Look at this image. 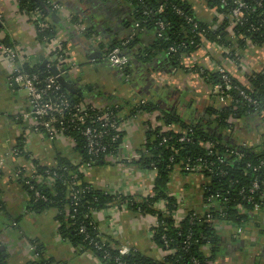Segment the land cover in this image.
Returning <instances> with one entry per match:
<instances>
[{"label": "crops", "instance_id": "1", "mask_svg": "<svg viewBox=\"0 0 264 264\" xmlns=\"http://www.w3.org/2000/svg\"><path fill=\"white\" fill-rule=\"evenodd\" d=\"M190 2L201 17L212 19L214 13L206 4L200 0ZM53 3L62 9L47 22L55 27L56 41L65 48L66 60L62 68L75 81L82 79L79 85L84 86L83 96L74 95L75 98L85 104L121 105L119 119L124 133L121 157L110 156L105 162L90 167L82 163L84 182L113 195H151L155 171L139 168L133 165V160L140 157L148 130L162 124L159 114L133 116L132 108L145 101H163L169 108L176 98L180 111L175 114L192 123L210 107H221V103L200 76L174 67L162 56L166 54H153L161 56L149 60L137 58V55H147L141 52L151 48L153 35L140 28L135 9L127 0H53ZM39 16L37 11L23 14L18 0H0V43H9L27 64L41 66L45 60L54 66L51 54L37 35L35 22ZM72 17L77 18L76 23L72 22ZM129 41H132L129 52L134 55L130 57L131 76L122 78L118 70L109 65L106 56L114 45H126ZM241 55L242 68L225 60L223 52L215 46L205 43L197 54L183 59V64L207 68L221 65L246 82L248 75L264 70V46H249ZM11 70V65L0 55V246L5 247L6 263L35 264L37 258L30 245L37 241L44 257L55 263L103 264L94 253L75 247L60 235L56 211L34 212L30 207L29 193L17 178L21 169L26 178H38L36 166L55 168L64 160L80 165L82 157L72 138L58 135L49 139L33 130L36 121L32 117L24 118L30 109L28 95L12 81ZM182 104L191 107L190 114L184 113ZM181 111L183 113L179 114ZM263 137L264 116L263 119H245L236 128L233 140L256 146ZM20 143L24 155L16 153ZM171 179V195L180 204L177 218L182 220L190 212H203L205 177L200 174L183 176L176 171ZM93 220L102 238L113 247L126 246L158 260L166 256L165 250L153 240V229L158 223L154 216L133 212L124 204L94 212ZM216 225L222 244L212 264H264V211L256 213L253 223L243 227L242 233L231 223ZM205 252L210 256L208 248Z\"/></svg>", "mask_w": 264, "mask_h": 264}, {"label": "trees", "instance_id": "2", "mask_svg": "<svg viewBox=\"0 0 264 264\" xmlns=\"http://www.w3.org/2000/svg\"><path fill=\"white\" fill-rule=\"evenodd\" d=\"M127 1L135 9L140 28L153 35L151 48L141 52L147 55H137L138 59L149 60L161 56L153 54L164 53L166 55L162 56L167 57L174 67L186 74L200 76L209 88L217 84L224 85L223 76L227 75L230 81L226 85L230 89L226 87L225 94L229 102L220 108L210 107L206 113L209 119L197 118L192 120V123H187L184 118L164 109L156 102H138L132 108L133 116L159 114L158 120L162 124L148 130L146 145L140 157L133 160V165L155 171L156 178L151 195L145 197L113 195L84 182L80 167L82 163L96 165L105 162L110 156L121 157L124 133H119V137L111 141L115 135L111 131L108 137L109 150L99 158H92L87 154L83 136L71 130L63 131V135L72 138L76 144V151L82 157L80 165L64 160L55 168L36 166L38 178H26L21 169L19 182L29 193L30 207L34 212L47 209L56 211L60 235L75 247L94 253L103 264H118V258L124 264H212L220 253L222 244V237L216 224L227 222L237 228L245 227L253 223L256 213L260 212L255 210L254 204L244 201L240 193L244 190L245 194L249 195L255 180L262 184L261 191L264 192V165H261L264 161V139L259 145L244 146L245 144L234 143L233 136L236 128L242 125L245 119H263L264 70L248 75L245 82L226 67L225 72L220 73L205 65L186 66L183 59L197 54L205 43L223 47L225 60H236L240 57L241 51L249 46L263 47L264 0H246L244 18L233 28L232 33L228 31L229 21L227 19L220 21V17L231 12L235 0H224L225 4L222 0H207L206 6L217 13H214L212 19L201 17L190 0ZM40 2L18 0V7L25 15L40 12L35 22L38 38L41 42L45 40L52 42L57 39V32L53 25H49L47 19L50 20L57 11L54 10L53 0ZM72 22L76 23L77 18L72 17ZM5 47L12 48L7 42L0 43V49ZM120 47L124 51L123 47ZM25 68L30 73L38 74L42 79L53 75L51 67L48 66L27 64ZM63 91L67 92L74 102H81L64 87ZM241 92L247 94L257 105H249ZM115 104L118 103L111 105ZM120 112L121 105L115 112L116 116H119ZM117 120L120 123V119ZM170 125L178 128L177 131L167 130L166 127ZM190 130L192 132H189ZM185 133L190 140L181 142L180 138ZM22 146L20 143L17 147L18 155H24ZM177 168L180 169L178 173L183 176L200 174L207 180L203 198L208 208L201 213L190 212L182 220L176 216L180 204L170 192L171 178ZM198 168L201 169L200 172L197 171ZM24 181H30L34 190H30ZM75 192H78L77 200L73 197ZM36 193H39L40 197H37ZM212 196L215 199L211 200ZM255 199L256 203H259V194L255 195ZM124 204L133 212L157 218L153 240L165 250L166 256L163 259L145 256L134 249L121 256L119 247L111 246L101 238L102 236L98 237L101 234L93 220V213ZM209 214L210 219L207 217ZM31 245L36 248L35 264H58L44 257L42 246L37 241H32ZM206 248L209 249L210 256L205 252ZM6 261L4 251L0 250V264H7Z\"/></svg>", "mask_w": 264, "mask_h": 264}, {"label": "built area", "instance_id": "3", "mask_svg": "<svg viewBox=\"0 0 264 264\" xmlns=\"http://www.w3.org/2000/svg\"><path fill=\"white\" fill-rule=\"evenodd\" d=\"M200 1L204 4L207 2V0ZM222 2L225 4L224 0H222ZM53 7L57 12L62 9V7L56 3L53 4ZM246 9V0H235L234 8L229 14L221 16L220 21L227 19L229 21L228 31L232 33L233 28L243 20ZM215 11L216 10H213V13L217 14ZM36 19L38 20V18ZM160 26L163 27V24L160 23ZM43 43L48 53L51 54L53 65H56L59 69L62 68L63 63L66 60L63 45L57 43L56 40L52 42L45 40ZM120 46H114L108 51L106 56L107 62L112 68L123 73L125 77H128L127 72L129 70L131 58ZM213 46H215L218 51H225L223 47L215 44ZM171 51L175 50L171 49ZM229 51L231 52L232 50ZM226 52H228V50ZM0 55L11 65L12 81L24 89L28 95L30 109L29 112L24 115V118L32 117L36 121V124L33 127L35 132L44 134L49 139H54L58 135H63V131L71 130L83 136L85 139V149L90 157L99 158L108 152V137L110 131L115 133V135L112 136L111 141H115L119 137V133H122L120 123L117 120L119 119V116H116L115 114L120 108L119 104L98 106L95 104L74 102L71 100L70 95L63 91L62 85L54 75L42 79L38 74L28 72L25 68L27 65L25 58H23L16 49L8 47L1 48ZM229 61L234 66H240L241 68L244 66L243 57L241 55L236 60L229 59ZM47 66L52 67V64H48ZM210 69H215L220 73L225 72L224 67L221 65ZM223 81L224 85L217 84L211 88V93L217 97L221 103V107L229 102V98L225 94V88L227 87V89H230L229 86L226 85L230 79L227 75H224ZM241 95L244 97V100L250 103L249 105H257V103L244 92H241ZM166 128L167 130L175 129V131L178 129L172 125L169 127L167 126ZM189 132H192V130ZM186 140H190L187 139V133L180 138L181 142H185ZM244 146L247 145L245 144ZM207 147L209 148L210 145H207ZM16 153L18 154L17 151ZM91 165V163H88L87 166L90 167ZM261 165H264V161H262ZM179 170L180 169L178 168L176 169V171ZM200 170V168L197 169L198 172H200ZM210 171L212 172L211 169ZM20 173L21 171L17 174L18 179H20ZM24 183L30 188V190H34V186L31 185L30 181H24ZM261 187L262 184L258 180H255L252 184L249 195H246L244 190L240 193L244 201L254 204L256 211H264V192L261 191ZM77 194L78 192L73 194L75 200L78 199ZM256 194H259V203H256ZM36 195L37 197H40L39 193H36ZM213 199H215V197L212 196L211 200ZM206 208H208V206L205 203L204 210ZM207 217L210 219L211 215L209 214ZM238 232L242 233L243 227L239 228ZM98 237H101V235ZM99 248H101V246H99ZM30 250L35 256V246L30 245ZM130 251L131 249L126 246L119 248V254L121 256L127 255ZM117 262L118 264H124L119 258L117 259Z\"/></svg>", "mask_w": 264, "mask_h": 264}, {"label": "water", "instance_id": "4", "mask_svg": "<svg viewBox=\"0 0 264 264\" xmlns=\"http://www.w3.org/2000/svg\"><path fill=\"white\" fill-rule=\"evenodd\" d=\"M34 1H37V2L41 3L40 0H34ZM45 10L47 11L48 9H45ZM52 17H54V16H52ZM129 35H130V33H129ZM131 42L129 41V43H127L126 45H122V47L124 49V52L132 58L134 55H131V53L129 52L130 51L129 50V45L132 44ZM92 58H93V56H90V59H92ZM47 63L48 62L44 60L41 66L42 67H46L48 65ZM51 72H52V74L55 77H57V79H58L59 83L62 85V87H64L68 92H70L73 95L83 96L84 86L79 85V83H81L82 79H78V81L77 80L75 81L71 77V74L70 75L66 74L68 71L65 68L59 69L56 65L51 67ZM119 74H120V76L122 78L125 77V75L123 73L119 72ZM164 103L165 102H163V101H159L158 102V104H160L164 109L170 110L166 106L167 104L165 103L166 104L165 105ZM208 118L209 117H206V119H208ZM0 250L1 251H5V247L4 246H0Z\"/></svg>", "mask_w": 264, "mask_h": 264}, {"label": "flooded vegetation", "instance_id": "5", "mask_svg": "<svg viewBox=\"0 0 264 264\" xmlns=\"http://www.w3.org/2000/svg\"><path fill=\"white\" fill-rule=\"evenodd\" d=\"M128 71H129V72H127V73H128L127 75H128V76H131V75H130V70H128ZM125 78H126V77H125ZM207 86H208V85H207ZM175 99H176V98H174L173 102L170 104L169 109H170L171 112H174V113L176 112V113H177L178 111H180V110H179L180 105H179V99H178V100H177V99L175 100ZM182 106H183L184 108H182ZM188 107H189V105H185V104H184V105H183V104L181 105L182 110H183L184 113H186V114H187V113L190 114V113H191V110H192L191 107H189V110H188ZM190 109H191V110H190ZM180 113L182 114L183 112L181 111V112H179V114H180ZM200 116H202V117H200ZM200 116H199L200 119H203V118L206 119V117H209V116L206 115V114H204V115H201V114H200ZM197 117H198V116H197ZM197 117H195V119H197ZM208 119H209V118H208ZM193 120H194V119H193ZM196 121H197V120H196ZM196 121H195V122H196ZM208 126H209V127H212L211 125H208ZM212 128H213V127H212Z\"/></svg>", "mask_w": 264, "mask_h": 264}]
</instances>
